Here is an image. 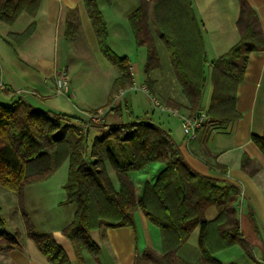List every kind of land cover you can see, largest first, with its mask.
Instances as JSON below:
<instances>
[{
  "label": "trees",
  "instance_id": "obj_1",
  "mask_svg": "<svg viewBox=\"0 0 264 264\" xmlns=\"http://www.w3.org/2000/svg\"><path fill=\"white\" fill-rule=\"evenodd\" d=\"M82 1L99 51L118 71L111 97L132 83L128 62L109 48L107 26L97 0ZM137 1V6L128 12L127 20L136 45L146 50L143 71L148 90L152 91L153 84L149 74L161 66L148 24L150 10L173 77L186 101L187 115L203 109V90L210 82L211 96L205 109L208 121L226 126L237 120L240 114L235 107L236 92L248 57L252 52L264 50V34L253 8L246 0H238L240 11L235 23L238 40L210 62L207 76L202 31L191 0ZM40 2L0 0V22L12 25L22 13L34 17ZM34 30L32 21L23 31L9 32L6 37L19 45ZM76 30L73 22H66L69 37ZM167 103L169 107H178L176 100L167 98ZM97 110L87 113L95 114ZM84 122L85 119L69 114L41 111L21 97L10 105L0 103V192L16 194L20 203L28 186L48 180L67 161L63 203L75 205V211L62 233L71 242L77 264H86L84 254L93 259L99 257L100 249L90 236L92 230L133 227V212L137 209L159 229L162 251L157 253L147 247L135 256L134 264H224L214 255L233 246L243 249L252 264H264V259L254 257L252 246L241 230L237 186L192 169L170 134L142 118L110 125L103 121L93 123L101 127V134L92 140L89 148L88 131L82 128ZM251 141L264 153V135L252 134ZM249 163L243 156L241 166ZM156 164L159 168L152 178L132 177L133 173H143ZM214 167L221 173L226 172L220 165ZM209 206H215L218 215L212 220H203V212ZM246 211L247 217L253 220V211L248 207ZM21 217L26 221L22 212ZM6 225L0 208V254L4 255L11 248L22 247L21 232L9 231ZM196 225H199L200 255L189 263L177 251ZM25 236L33 240L49 263L71 264L51 233L37 232L27 224ZM0 264L12 263L0 261Z\"/></svg>",
  "mask_w": 264,
  "mask_h": 264
},
{
  "label": "crops",
  "instance_id": "obj_2",
  "mask_svg": "<svg viewBox=\"0 0 264 264\" xmlns=\"http://www.w3.org/2000/svg\"><path fill=\"white\" fill-rule=\"evenodd\" d=\"M115 1L97 0V4L106 22L108 46L117 56L127 59L128 71L132 77V83L125 88L118 89L119 92L132 85L137 88L146 85V76L143 71L146 50L143 46L136 45L127 20L129 8L131 5L133 6L134 0H129V4L124 1L117 4ZM246 2L255 11L262 34H264V0H246ZM191 5L202 31L207 59L204 70L208 76L210 62L227 51L238 40L235 23L240 11L239 2L238 0H191ZM21 15L12 25L0 22V83L4 86V88L0 87L2 92L0 103L10 105L21 97L31 106L39 109L42 104L49 102L50 96H62L67 99L75 97L78 101L76 108L100 109L101 106L96 103L87 104L79 100L77 92L74 93V90L77 91L75 85L71 91L69 87V92L66 95L55 93V75L61 70H67L68 67L65 65L59 71L54 63L50 64L48 61L50 56L45 48L53 31L61 32L63 38H72L66 34L65 28L66 22H73L77 28L75 35H85L88 44L96 51L95 53L101 54L83 1L41 0L35 16L28 15L29 20L22 25L23 27L18 24ZM32 21L35 23V30L24 42L15 45L8 41L7 33L21 32ZM102 57L104 56L102 55ZM98 61L101 64L102 74L111 71L113 68L116 69L107 59L104 62L102 58H98ZM139 64H142L143 77L138 75ZM112 72L111 86L109 89L106 86L102 93V95L107 94L106 100H108L103 116L105 125V117L109 114L114 115L112 123L119 122L116 119L123 115V111H127L129 116L128 105L124 96L132 90L140 91L139 89H131L122 96H119L118 92L115 91L110 97L113 90V80L118 75V71L116 75L114 70ZM17 90L24 93L18 94ZM211 90L212 86L210 82H207L202 95L203 109H207ZM148 91L152 94L150 90ZM176 102L181 108L180 113L186 115L187 113H184L187 111L185 102L181 100H176ZM60 106L65 105L60 104ZM235 107L240 114L237 120L226 126H217L207 121L197 131L195 138L191 140L185 136L180 135L179 137L178 128L175 129V133L169 128L159 127L170 134L192 169L200 174L216 177L223 183H232L238 187L241 230L243 232L244 227L251 230L255 235L254 241H247L252 246L254 257L260 259L264 258V153L251 141V135H264V50L250 53L243 80L237 87ZM72 108L74 109L73 106ZM112 108H117V110L109 111ZM86 110L85 114L87 113ZM45 112L60 113L49 109ZM178 121H180L179 118ZM90 132L92 139L99 137L101 127L94 125L88 131V133ZM243 156H246L250 161L246 167L241 166ZM215 165L224 167L226 172L221 173L214 169ZM158 168L157 164L153 165L152 168L145 169L143 173H133L132 177L143 180L150 179ZM64 182L60 184L61 187ZM61 204H63L62 201L59 205ZM247 207L254 213L253 220H250L246 215ZM0 208L2 211L3 207L0 206ZM15 209L18 211V207ZM217 215L218 209L215 206H209L203 212V220H212ZM5 220L7 221L6 218ZM70 221L71 219L65 224L67 225ZM133 222V227H101L90 232L91 239L100 249L99 257L93 263L134 264L135 256L147 247L161 253L159 229L145 217L140 209L133 212ZM62 228L40 232H50L57 244L65 251L71 264H77L71 242L63 235ZM20 232L22 247L11 248L5 255L0 254V261L4 263L10 261L12 264H51L39 251L33 240L23 235L21 230ZM198 233L199 225H196L185 243L178 249L177 255L182 260L193 263L199 257ZM214 257L224 264H252V260L239 246L219 251ZM84 260L86 264H90L89 261L92 262L93 258L84 254Z\"/></svg>",
  "mask_w": 264,
  "mask_h": 264
},
{
  "label": "rangeland",
  "instance_id": "obj_3",
  "mask_svg": "<svg viewBox=\"0 0 264 264\" xmlns=\"http://www.w3.org/2000/svg\"><path fill=\"white\" fill-rule=\"evenodd\" d=\"M121 1L127 2L128 4L130 2L129 0H116L115 3L118 4ZM137 4L138 1L134 0L133 6L131 5L130 8L128 6L129 11L134 9ZM148 17L149 28L155 39L161 63L160 68L153 70L149 74V78L153 81L152 95L164 103H166L167 98L171 100H181L186 103L181 96L178 84L173 77L166 50L158 38L157 29L153 23L151 11H149ZM28 20L29 16L22 13L18 24H21L22 26ZM45 48L50 56L48 58L49 63H54L59 71L67 65V70L63 71L66 73L69 80L70 91L75 85L77 91L74 90V93L76 94L77 92L79 100H82L87 104L96 103L101 106L100 109H104L106 112L108 103V100H106L107 94L104 93L102 95V93L106 86L108 89L111 86L112 70H114L115 75L117 74V70L113 68L111 71L102 74V70L100 69L101 64L98 61V58H102L104 62H106V59L98 52L95 53L96 51H94L93 47L91 48L88 44L85 35L80 34L75 35L72 38H63L61 32L59 33L58 30L53 31ZM138 75L139 77H143L142 64H139L138 66ZM1 93L0 90V94ZM34 93L37 94L36 92ZM49 98V102L42 105L40 104L41 106L39 109L44 111L49 109L50 111L65 113L79 118H86V115L84 114L85 110L88 108H76L78 101H76L75 97L67 99L62 96H50ZM124 98L127 101L129 116L127 111H123V115L118 117L116 119L117 121H133L138 117L162 128H169L173 132L175 131V133V129L178 128L179 137L180 135L185 136L184 133L182 135L181 123L178 121V118L167 112L158 111L153 108L150 98L145 92L132 90L127 92ZM59 103L65 106H60ZM180 109L181 108L177 107L179 112ZM89 110L90 109L86 111ZM184 113H187V111ZM105 118L106 125H110L114 121L113 114H109ZM101 121H103V117ZM93 126L94 125L92 124L90 129H92ZM90 129L88 131H90ZM92 140V134L90 132L87 135V148L90 147ZM67 167L68 162L65 161L48 180L28 186L23 192L20 203L16 194L0 192V206L3 207L2 215L7 219L6 228L9 231L21 230L22 234L25 235L27 224L33 230L40 232L42 230L47 231L64 227L68 220H72L75 205L66 203L59 205L65 198V192L60 184L66 180ZM110 173L112 175V171H110ZM17 207L18 211L15 209ZM21 212L25 214L26 221L22 219ZM243 234L245 239L254 241L253 238L255 239V235L251 230H247L243 227ZM94 260L96 259H93L92 262L89 261V263L97 264L96 262L93 263Z\"/></svg>",
  "mask_w": 264,
  "mask_h": 264
},
{
  "label": "built area",
  "instance_id": "obj_4",
  "mask_svg": "<svg viewBox=\"0 0 264 264\" xmlns=\"http://www.w3.org/2000/svg\"><path fill=\"white\" fill-rule=\"evenodd\" d=\"M0 87L4 88V86L0 83ZM131 89H139L140 91L145 92L155 108L158 111L167 112L171 115H174L179 118L182 124V130L185 137L188 140L195 138L197 131L208 121V116L205 109H201L197 111L194 115H184L181 114L177 109L169 107L159 101L155 96H153L149 91L146 85H142L139 88L134 85L128 87L125 90H120L118 92L119 96H122L126 91ZM18 94H21V90L16 91ZM69 92V81L67 75L64 71H60L55 75V93L59 95H66ZM104 109H98L97 113H86L85 122L82 124L83 131L86 132L91 128L93 123L100 122L104 115Z\"/></svg>",
  "mask_w": 264,
  "mask_h": 264
}]
</instances>
